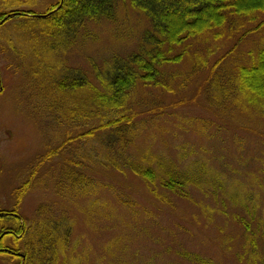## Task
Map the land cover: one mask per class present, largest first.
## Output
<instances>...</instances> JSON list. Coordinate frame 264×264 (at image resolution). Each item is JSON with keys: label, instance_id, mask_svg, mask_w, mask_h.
Wrapping results in <instances>:
<instances>
[{"label": "rangeland", "instance_id": "obj_1", "mask_svg": "<svg viewBox=\"0 0 264 264\" xmlns=\"http://www.w3.org/2000/svg\"><path fill=\"white\" fill-rule=\"evenodd\" d=\"M48 2L36 5L37 14L45 12ZM149 27V21L131 11L124 13L115 26H96L88 37L81 33L64 51L32 48L22 42L19 46L21 32L13 28L0 30V209H14L18 201L16 189L39 166L38 178L22 198L20 214L24 221L31 222L37 209L45 206L57 213L56 222L60 223L58 219L62 218L76 225V254L84 257V264H189L178 255L181 251H194L215 264H243L238 262L237 254L244 252L245 234L235 217L250 220L243 207L249 200L255 205L250 202L248 206L256 209L252 228L256 230L260 220L264 221V115L255 109L246 114L238 110L235 117L221 119L225 115L220 108L229 113L236 112L237 107L230 98V103L224 104L225 98L217 87L220 84L231 91V85L225 81L230 72L222 77L217 73L221 67L227 73L229 66L234 67L232 62L244 64L249 61L250 51L256 53L260 32L252 31L254 24L233 36L228 27L220 40L209 35L186 42L184 60L165 69L167 77L173 76V91L146 93L151 108H156L161 116L154 125H148L140 142L173 159L180 169L195 160L205 163L225 182V191L219 192L218 200L205 190H193L192 201L175 199L174 208H166L148 202L140 186H135L131 179L142 209L147 207L150 215H135L105 192V204L109 207L102 212H108L107 217L92 212L90 196L81 195L69 201L64 197H71L70 193L56 195L55 183L61 179V173L71 172L70 164L78 157L74 148L80 142H71L61 149L68 140L67 132L57 123V105L42 98L45 86L40 82L45 83L47 77L33 74L42 69L35 49L41 62L57 74L69 70L95 78L118 61L126 65ZM3 36L12 41L19 56L27 57L21 60L14 56L8 44L1 41ZM183 48L177 49L176 54ZM196 120L206 121L203 130L193 125ZM53 149L58 151L53 153L49 165L52 155L48 156ZM44 173H52L47 181L46 177L42 179L46 187L41 182ZM117 179L121 185V179ZM57 201L59 206L52 207ZM0 264L17 261L0 260Z\"/></svg>", "mask_w": 264, "mask_h": 264}, {"label": "trees", "instance_id": "obj_2", "mask_svg": "<svg viewBox=\"0 0 264 264\" xmlns=\"http://www.w3.org/2000/svg\"><path fill=\"white\" fill-rule=\"evenodd\" d=\"M42 1H49L47 8L37 14L35 7ZM131 11L149 21L150 27L137 51L128 57V63L118 61L105 74H97L95 78L69 70L57 74L50 65L41 62L38 50L34 51L42 69L33 74L47 77L45 83L40 82L45 86L42 98L57 105V123L67 132L68 140L61 149H66L71 142H80L74 148L78 157L70 164L72 173H61V179L55 183L56 195L70 193L71 197H64L69 201L81 195L90 196L92 212L107 217L108 212H102L109 207L105 204V192L135 215H150L147 207L142 209L131 179L135 186H140L148 202L166 208H174L175 199L192 201L193 190H205L214 199L220 191H225L221 175L205 163L195 160L180 169L173 159L140 142L148 125H154L161 116V112L151 108L146 93L173 91V76L167 77L165 69L184 60L186 42L209 35L220 40L228 27L233 36L243 27L254 24L252 31L260 32L256 53L250 51L249 61L244 64L232 62L234 67L229 66L227 73L221 71L223 67L217 71L220 77L230 72L225 81L231 85V91L224 90L220 84L217 87L225 98L224 104L230 103V98L231 104L237 107L236 112L229 113L220 108L225 116L219 117L227 120L235 117L238 110L246 114L254 109L264 115V0H0V30L13 28L21 32L19 46L22 42L32 48L64 51L81 33L88 37L96 26L104 23L115 26L124 13ZM1 41L8 44L14 56L21 60L27 57L19 56L12 41L5 36ZM183 46L181 53L176 54ZM192 69L194 72L196 64ZM192 123L200 131L206 126L203 120ZM57 151H50L49 165ZM38 167L16 189L18 201L14 209H0V260L17 261V264H84V257L76 254L79 247L76 225L62 218L58 219L60 223L56 222L57 213L45 206L37 209L31 222L24 221L20 214L22 198L39 176ZM51 174L42 175L44 187L42 179L46 177L47 181ZM117 178L121 179V185ZM250 202L255 205L249 200L243 204L250 220L235 217L245 234L244 252L237 254L238 262L264 264V221L260 220L256 230L252 228L256 209L248 206ZM59 204L54 202L52 207ZM178 255L189 264H215L211 258L194 251H181Z\"/></svg>", "mask_w": 264, "mask_h": 264}]
</instances>
